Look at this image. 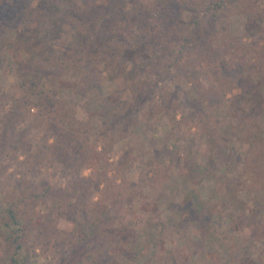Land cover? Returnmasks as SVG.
<instances>
[{"label":"rangeland","instance_id":"1","mask_svg":"<svg viewBox=\"0 0 264 264\" xmlns=\"http://www.w3.org/2000/svg\"><path fill=\"white\" fill-rule=\"evenodd\" d=\"M94 1L104 6L112 0ZM138 1L148 8L161 4L160 0ZM246 1L254 8L253 22L245 13H228L227 23L221 27L230 35L225 36L220 30L213 33L218 36L215 47L209 59L203 60L202 68L215 65L226 79L240 77L253 82L254 94L243 91L242 84L233 85L223 102L212 108L206 96L214 95L208 83L214 80V72L192 71L187 75L188 66L183 70L173 66L158 77L146 76L145 80L153 79L148 83L155 91L151 92L146 84L136 97L125 79L109 78L104 61L101 92L96 95H86L81 90L79 70L64 72L46 83L48 95L55 94L62 107L67 104L63 109L73 108L77 120L86 127L90 159L78 164L74 176L85 179L81 192L87 201L105 211L103 240L92 237L93 244L87 248L86 242L77 241L73 223L62 219L59 230L72 233L67 242L57 239L50 247H43L30 241L18 250L5 239L8 198L0 195V264H67L83 249L79 259L86 264H264V185L258 186L264 180V151L252 152L246 137L237 132L245 114H251L264 135V0ZM14 2L17 0H0V30L11 37L28 32L21 14L5 10L9 5L13 7ZM25 2L33 9L44 2L47 8L42 16L34 18L35 33H55L60 50L82 45L83 31L62 30L60 19L51 12L55 4L65 11L70 4H82L83 0ZM201 9L204 11L198 19L208 16L206 9ZM127 11H132V3ZM195 15L187 9L183 25L193 26ZM239 40L242 44H237ZM135 52L132 44L124 53V60L131 59ZM26 58L25 52L16 53L9 48L1 54L0 88L6 98L25 95L17 66ZM140 58L146 69L169 66L173 60L156 49ZM162 92L181 105L177 120H181L185 107L195 111L204 125H194L189 133L178 129L171 118L173 113L168 115L164 111ZM124 101L134 104L133 110H127L125 120L119 122L125 135L105 151L103 139L98 137L110 134L108 129L115 122L113 110ZM33 108L35 113L39 111L37 105ZM5 110H10L8 104ZM33 122L28 123L31 132L27 140L34 153L47 133L52 136L51 143L56 139L48 132V122L41 127ZM71 152L77 155L74 149ZM20 156V162H24L26 157ZM22 166L15 163L9 172L20 178L28 172L31 189L44 187L42 181L58 188L67 184L65 165L61 162L45 166L40 172ZM38 210L44 213L45 205L40 203Z\"/></svg>","mask_w":264,"mask_h":264},{"label":"trees","instance_id":"2","mask_svg":"<svg viewBox=\"0 0 264 264\" xmlns=\"http://www.w3.org/2000/svg\"><path fill=\"white\" fill-rule=\"evenodd\" d=\"M160 1L158 7L148 8L138 0H112L104 6H98L94 0H83L82 4H70L65 11L55 4L56 8L51 15L60 19L62 30L65 28L66 32L73 29L83 31L82 45L74 48L68 46L65 50L57 49L58 36L55 33L42 36L35 33L34 18L47 12L44 2L35 9L32 5L23 3L24 0H17L13 7L10 5L5 7V10H13L15 15H22L23 27L28 31L22 36L11 37L0 30V68L3 65L1 54L6 49L27 54V58L21 60L17 66L20 87L25 95L21 98H6L0 88V195H6L8 198L6 209L8 221L4 226V231L7 230L8 234H5V239L16 249H21L24 243L30 241L35 242L36 246L43 247H50L57 239L67 242L72 233L59 230L58 224L62 219H68L73 223L74 230L78 233L77 241L86 242L87 248L93 244L92 237L103 240L104 236L102 224L105 211L87 201L86 195L81 192L83 190L81 182H85V179L74 176L78 164L90 159L86 127L77 120L73 108L63 109L67 104L62 107L63 104L55 94L48 95L45 85L51 81L50 79L64 72L79 70L82 73L81 90L86 95H96L101 92L100 78L103 74L101 61H104L109 78L125 79L137 97L139 92L146 88V84L151 92L155 91L153 85L148 83L153 79L145 80L146 76L158 77L160 74H166L173 66H177L179 70L188 66L187 75H191L192 71L197 74L214 72V80L208 81L210 88H213L211 94L214 95L206 96V101L212 108L223 102L227 94L232 92L233 85L242 84L243 91L253 94L256 92L253 91V82H245L240 80V77H237V80L226 79L216 71L215 65L209 64L207 68H202L203 60L209 59V53L215 47L218 36L217 34V37L214 36L213 33L220 30L225 36L230 35L221 27L222 23H227L228 13L231 11L245 13L249 17V22H253L254 8L246 0ZM129 3H132V11H127ZM201 8L206 9L208 16L204 15L198 19V15L204 11ZM187 9L196 14L193 26L183 25V15ZM58 31L61 33L60 29ZM241 42L239 40L237 44ZM132 44L136 52L131 59L124 60V53H128ZM151 49L171 56L173 59L171 64L165 67L154 65L146 69L140 57ZM184 59L186 63H183ZM162 93L164 111L168 115L173 113L171 118L176 122L178 129L189 133L194 125H204L195 111H189L185 107L181 120H177L181 105ZM34 98H37V103ZM7 104L10 106L9 111L5 110ZM33 105H37L38 112L35 113ZM133 107V103L124 101L113 110L115 122L108 129L110 134L103 138L98 137L99 140L103 139L105 151L112 148L125 135L124 128L120 127L119 122L120 119L125 120L128 116L127 110H133ZM245 116L237 132L246 137L245 140L251 145L252 152L261 153L264 151L263 131L257 129L259 123L253 115ZM30 121H34L38 127L48 122L50 125L48 132L54 135L56 141L51 143L52 136L47 133L38 142L33 153V145L27 140L31 132L28 125ZM73 149L77 155L71 152ZM19 154L26 157L24 162H20ZM56 162L65 165V177L68 181L63 188L42 181L44 187L31 189L33 186L27 183L28 172L23 173V178L12 176L9 172L15 163L18 167L23 165L28 171L40 172L43 167H51ZM67 170L70 171L68 174ZM259 182L261 184L258 186L262 187L264 180L263 183ZM40 203L46 207L44 213L38 210ZM84 250H80L67 264H86L85 260L79 259ZM14 261L17 262V259L14 258Z\"/></svg>","mask_w":264,"mask_h":264}]
</instances>
